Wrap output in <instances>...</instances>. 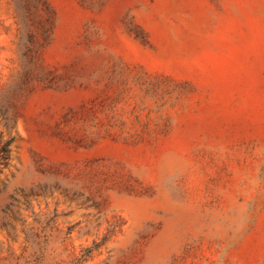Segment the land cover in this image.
<instances>
[{
  "label": "rangeland",
  "instance_id": "obj_1",
  "mask_svg": "<svg viewBox=\"0 0 264 264\" xmlns=\"http://www.w3.org/2000/svg\"><path fill=\"white\" fill-rule=\"evenodd\" d=\"M4 144L0 264H264V0H0Z\"/></svg>",
  "mask_w": 264,
  "mask_h": 264
},
{
  "label": "trees",
  "instance_id": "obj_2",
  "mask_svg": "<svg viewBox=\"0 0 264 264\" xmlns=\"http://www.w3.org/2000/svg\"><path fill=\"white\" fill-rule=\"evenodd\" d=\"M8 142V141H7ZM6 142V143H7ZM0 153H1V156H2V158L3 159H7L8 158V149H7V147H6V144H4L3 146H2V148L0 149Z\"/></svg>",
  "mask_w": 264,
  "mask_h": 264
}]
</instances>
